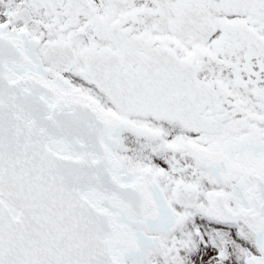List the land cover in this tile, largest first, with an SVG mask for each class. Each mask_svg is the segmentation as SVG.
Listing matches in <instances>:
<instances>
[{"label": "snow or ice", "instance_id": "obj_1", "mask_svg": "<svg viewBox=\"0 0 264 264\" xmlns=\"http://www.w3.org/2000/svg\"><path fill=\"white\" fill-rule=\"evenodd\" d=\"M0 264H264V0H0Z\"/></svg>", "mask_w": 264, "mask_h": 264}]
</instances>
